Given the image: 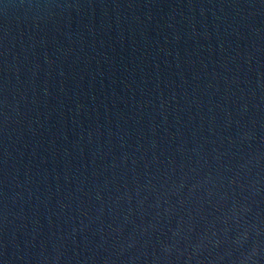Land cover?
Returning a JSON list of instances; mask_svg holds the SVG:
<instances>
[{
  "label": "water",
  "instance_id": "95a60500",
  "mask_svg": "<svg viewBox=\"0 0 264 264\" xmlns=\"http://www.w3.org/2000/svg\"><path fill=\"white\" fill-rule=\"evenodd\" d=\"M0 264H264V0H0Z\"/></svg>",
  "mask_w": 264,
  "mask_h": 264
}]
</instances>
